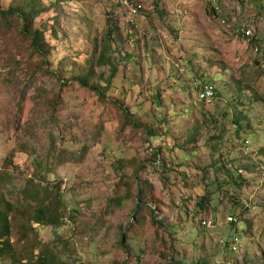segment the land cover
<instances>
[{
  "label": "rangeland",
  "instance_id": "374dc122",
  "mask_svg": "<svg viewBox=\"0 0 264 264\" xmlns=\"http://www.w3.org/2000/svg\"><path fill=\"white\" fill-rule=\"evenodd\" d=\"M135 2L0 0V264H264V0Z\"/></svg>",
  "mask_w": 264,
  "mask_h": 264
},
{
  "label": "trees",
  "instance_id": "16d2710c",
  "mask_svg": "<svg viewBox=\"0 0 264 264\" xmlns=\"http://www.w3.org/2000/svg\"><path fill=\"white\" fill-rule=\"evenodd\" d=\"M214 11H215V8H214ZM141 12H142V10H141ZM14 13L18 14L25 22H28L29 19L34 20L35 16L38 15L39 13H42V12L34 9L30 14H25L21 10H14L12 8L8 9L7 11H1V14L5 15V16L9 15V14H14ZM145 29H147V28H145ZM24 32L27 33L28 35L32 36L33 48H34L35 52L42 55L44 58H47L49 53H50V49H49L48 44L45 42L44 31L39 30V29L33 30L30 28L29 25H26L24 27ZM95 73H96L95 70H91L87 74H84V75L81 74V75L73 78V80H75L81 86L89 88L90 90L94 91L98 95L99 98H102L105 96L106 89H103V87L99 84H92L91 77ZM115 75H116V72H115V70H113L112 74L110 76V79H112ZM220 181H218L217 184L219 182L222 184L224 183L222 180H220ZM1 187L2 186L0 185V259L5 254H8L10 252L11 246H12L10 239H9V236H8L10 233V220H9V214H8L9 213L8 210H9L10 206H2V204L4 202H3V200H2L3 198L1 196ZM204 202H205L204 204H206V201H204ZM236 210L237 209H235V211ZM39 214L40 215L37 218H35V221L41 223V221H44L42 216H46V213L43 211H39ZM234 215H235V217L239 218V221H240V215H238V213L234 214ZM233 224H235V223H233ZM121 243H123V242L121 241ZM48 257L49 256H46L44 254L40 255L39 258H41V259L39 260V264H47L49 262Z\"/></svg>",
  "mask_w": 264,
  "mask_h": 264
},
{
  "label": "built area",
  "instance_id": "2783aa9c",
  "mask_svg": "<svg viewBox=\"0 0 264 264\" xmlns=\"http://www.w3.org/2000/svg\"><path fill=\"white\" fill-rule=\"evenodd\" d=\"M213 3L215 2V0H212ZM118 3L125 5L127 7V19L129 20V22H133L132 16L134 14H136V16L141 12V10L143 9V6L141 4H137V2H135V0H118ZM219 6H215V12L219 13ZM222 23H225V20H222ZM227 29L229 28L231 30V32L235 35V37H242L244 38L246 41H249L251 39V37L253 36L252 31L249 28L242 26L239 27H232V25L230 24H226ZM215 97V87L213 84L211 83H205L200 90L197 93V99L200 102H203L205 104H210L213 99ZM229 222H235L237 221V217H229L228 218ZM204 224L206 225L207 223L204 222ZM209 227H212L210 223H208ZM239 242L238 238H234L233 241L230 244V247L232 248V250H237L235 248V245Z\"/></svg>",
  "mask_w": 264,
  "mask_h": 264
},
{
  "label": "clouds",
  "instance_id": "9594fccd",
  "mask_svg": "<svg viewBox=\"0 0 264 264\" xmlns=\"http://www.w3.org/2000/svg\"><path fill=\"white\" fill-rule=\"evenodd\" d=\"M215 2H216V0H215ZM215 6H218V5H215ZM219 10H220V8H219ZM214 12H215V11H214ZM215 13H216V12H215ZM219 13H220V11H219ZM219 13H218V14H219ZM232 27H239V26H237V25H233V24H232ZM244 27H245V26H244ZM246 28H247V27H246ZM230 31H231V30H230ZM239 37H240V36H239ZM252 37H253V36H252ZM252 37H251V38H252ZM236 38H238V37H236ZM241 38H242V37H241ZM243 39H244V38H243ZM250 40H251V39H250ZM250 40H249V41H250ZM249 41H248V42H249ZM205 83H207V81H205ZM205 83H204V84H205ZM214 87H215V86H214ZM199 90H200V89H199ZM197 93H198V92H197ZM215 97H216V91H215ZM215 97H214V99H215ZM214 99H213V100H214ZM197 100H198V99H197ZM199 102H200V101H199ZM212 102H213V101H212ZM212 102H211V103H212ZM202 103H203V102H202ZM211 103H210V104H211ZM203 104H205V103H203ZM207 105H208V104H207ZM230 217H235V216H230ZM237 222H239V218H237V221H235V222H229V221H228V224H233V223H237ZM211 226H212V227H215L214 225H211ZM212 227H211V228H212ZM234 238H238V237H237V236H234ZM232 241H233V240H232ZM230 244H231V242H229V246H230ZM230 248H231V247H230ZM231 250H232V248H231ZM232 251H233V250H232Z\"/></svg>",
  "mask_w": 264,
  "mask_h": 264
},
{
  "label": "crops",
  "instance_id": "0c3cea01",
  "mask_svg": "<svg viewBox=\"0 0 264 264\" xmlns=\"http://www.w3.org/2000/svg\"><path fill=\"white\" fill-rule=\"evenodd\" d=\"M140 19L142 18V17H139ZM145 27H147V26H145Z\"/></svg>",
  "mask_w": 264,
  "mask_h": 264
}]
</instances>
